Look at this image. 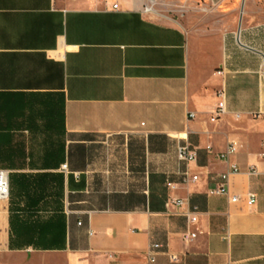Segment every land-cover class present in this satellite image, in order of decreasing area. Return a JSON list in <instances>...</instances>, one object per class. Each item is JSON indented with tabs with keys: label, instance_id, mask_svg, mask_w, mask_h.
Masks as SVG:
<instances>
[{
	"label": "crops",
	"instance_id": "1",
	"mask_svg": "<svg viewBox=\"0 0 264 264\" xmlns=\"http://www.w3.org/2000/svg\"><path fill=\"white\" fill-rule=\"evenodd\" d=\"M177 14L185 23L172 21ZM220 90L225 113L210 121ZM229 141L238 148L225 161L218 153ZM184 142L197 152L188 164L176 156ZM263 142L257 0H119L118 9L0 0V168L9 181L0 253H61L68 264H264ZM231 163L240 169L228 181L235 202L208 193ZM185 170L198 178L183 182ZM174 197L196 207L195 224ZM151 243L161 248L149 262Z\"/></svg>",
	"mask_w": 264,
	"mask_h": 264
},
{
	"label": "built area",
	"instance_id": "2",
	"mask_svg": "<svg viewBox=\"0 0 264 264\" xmlns=\"http://www.w3.org/2000/svg\"><path fill=\"white\" fill-rule=\"evenodd\" d=\"M96 2H103L109 5L112 9L119 8V0H95ZM144 10L147 12L152 11L151 5H146ZM217 73H221V70H217ZM220 100L216 103L215 108L212 111L210 116V121H216L222 114L225 113V102L222 98V90L218 93ZM190 117H194L195 114L190 112ZM238 116V114H237ZM238 145L234 141H229L224 150L218 153V157L222 160L228 161L229 157L237 151ZM176 156L178 161L188 164L191 161L196 160L197 152L195 149L191 148L187 142H184L177 147ZM260 157L264 160V142L262 143V150L260 151ZM66 163L61 165V168L66 170ZM256 171L255 165H250L248 167V173L253 174ZM240 169L235 163L230 164L229 170L220 172L216 174L215 184L208 190L209 194L221 195L225 194L229 197L230 201H237L238 195H230L228 181L231 174L239 173ZM183 182H187L189 179L196 180L197 175L190 174L188 170H185L183 173ZM167 186H172L171 182H167ZM9 195V181H8V171L6 169L0 168V200H6ZM246 204L248 206L253 205L256 201V194L254 192L246 193ZM170 203L177 209L183 208V213L186 215L187 220L190 224H195L198 220V212L196 207L188 206L186 199L180 197H174L170 199ZM197 236V230L186 231L182 234V239L185 241L191 240ZM161 248L160 243H151L149 249L146 251L145 257L146 260L151 262L155 259L157 251ZM168 258L171 262L177 260V255L174 253H168Z\"/></svg>",
	"mask_w": 264,
	"mask_h": 264
},
{
	"label": "rangeland",
	"instance_id": "3",
	"mask_svg": "<svg viewBox=\"0 0 264 264\" xmlns=\"http://www.w3.org/2000/svg\"><path fill=\"white\" fill-rule=\"evenodd\" d=\"M258 7L264 9V0H257ZM184 7L180 6L179 12L183 11ZM200 11H205V8L199 7ZM161 18L169 20V17L159 15ZM174 22L185 23L181 15L177 14ZM0 264H68V258L64 254H35L31 257L16 256L10 253H0Z\"/></svg>",
	"mask_w": 264,
	"mask_h": 264
}]
</instances>
